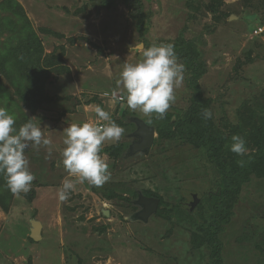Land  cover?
I'll return each instance as SVG.
<instances>
[{"label":"rangeland","instance_id":"rangeland-1","mask_svg":"<svg viewBox=\"0 0 264 264\" xmlns=\"http://www.w3.org/2000/svg\"><path fill=\"white\" fill-rule=\"evenodd\" d=\"M15 1L12 7L0 0V46L21 51L34 34L41 51L36 59L49 74L45 101L32 111L17 95L14 77L0 73L8 95L0 98V107L24 112L52 143L25 150L35 176L32 190L22 199L13 195L6 212L0 207V264H214L205 234L215 216L212 195L220 175L205 148L177 136L160 139L146 155L124 157V152L113 159L105 149L114 143H106L100 154L110 180L102 187L78 184L60 202L56 190L68 176L60 164L62 130L95 122L96 105L114 122L136 116L160 124L155 114L149 118L128 109L116 80L125 63L140 58L129 51L133 44L180 40L190 54L178 57L183 80L165 116L171 123L185 118L192 95L188 81L199 76L195 81L209 102L212 127L227 144L240 135L248 153L254 151L264 138V0H133L129 5L112 0L109 8L102 0ZM258 27L263 32L254 34ZM122 128L119 142L128 145L135 127ZM144 190L156 192L163 205L147 222L131 220L139 210L132 203L134 192ZM193 195L198 201L191 210ZM33 221L42 225L36 242L29 240ZM218 238L223 264H264V176H252L242 186Z\"/></svg>","mask_w":264,"mask_h":264},{"label":"clouds","instance_id":"clouds-1","mask_svg":"<svg viewBox=\"0 0 264 264\" xmlns=\"http://www.w3.org/2000/svg\"><path fill=\"white\" fill-rule=\"evenodd\" d=\"M129 51L139 54L135 63H125L116 80L126 107L139 111L151 118L163 119L175 100V88L183 80L184 65L179 62L174 45L142 43L133 44ZM114 99H116L114 97ZM96 121L71 123L63 128V145L60 164L68 176L56 190L60 202L69 199L78 184L87 182L102 187L111 178L107 160L100 154L106 143H118L125 129L117 125L110 112L99 105L94 106ZM205 120L212 118L210 109L202 112ZM151 123V119H149ZM16 119L6 108L0 107V175L4 186L17 199L30 192L34 174L29 170L25 150L33 147L50 146L52 141L44 135L40 125L31 120L15 127ZM238 156L248 155L246 141L240 135H232L228 145ZM50 154V153H49ZM243 166V161H239Z\"/></svg>","mask_w":264,"mask_h":264},{"label":"trees","instance_id":"trees-1","mask_svg":"<svg viewBox=\"0 0 264 264\" xmlns=\"http://www.w3.org/2000/svg\"><path fill=\"white\" fill-rule=\"evenodd\" d=\"M102 1L104 6L111 7L110 3L112 0ZM130 1L133 0H123L124 4L128 5ZM3 2L12 7L18 5L14 0H3ZM35 38L36 36L32 34L30 39L28 38L22 44V50L15 49L14 53L11 51L7 52L5 48L0 46V73L4 71L7 77H14L13 79L17 81L14 83L17 95L22 103L32 111L37 110L45 101L44 84L49 74L48 69L42 68L36 59V56L41 51L38 48L39 42ZM189 50L190 47L188 45L185 46L180 40L174 43V51L179 58H188L190 54ZM21 53L24 54L23 56L20 55L19 58V54ZM14 56H17V59L12 58ZM19 71L21 73L18 75ZM198 77L192 75L188 81L192 95L185 118L178 120L176 123H171L169 117L165 116L158 125L149 121H146V123L152 125L157 132V138H154L153 145L157 141H160V139L182 137L184 141L194 147L205 148L208 160L216 165L220 175V182L217 186L218 192L212 195L215 216L213 217V221L207 226L208 232L205 234V240L211 246V258H213L214 264H223L220 257L222 245L218 234L223 225L229 222L232 205L242 186L250 181L252 176H264V138L256 141L255 150L249 152L248 155L238 156L231 152L228 148L229 144H227L225 135L212 127L210 119L205 120L203 118L202 112L204 109H208L209 102L201 95L198 83L195 81ZM7 97V91H4V88L0 85V98L7 99ZM11 114L16 119L15 127L17 129L25 122L31 120L22 111L19 113L11 112ZM115 123L120 127L127 124L135 127L133 123H129L127 117H124L123 121H116ZM128 146L129 144L126 145L118 142L109 145L105 150H107L110 157L117 159L123 155ZM239 161L244 162L243 166L238 163ZM142 193L145 196H153L159 199L156 213L159 212L161 205H163L161 197L156 192L150 190H144ZM137 195V192H134V196L137 197ZM12 196L13 194L4 186L3 176L0 175V207L3 211L6 212L8 210ZM171 208H174V206H171ZM29 240L33 241L31 238Z\"/></svg>","mask_w":264,"mask_h":264},{"label":"water","instance_id":"water-1","mask_svg":"<svg viewBox=\"0 0 264 264\" xmlns=\"http://www.w3.org/2000/svg\"><path fill=\"white\" fill-rule=\"evenodd\" d=\"M128 121H131L135 125V129L129 134V137L133 140L125 150L124 157L133 156L138 153L145 155L148 154L155 138V128L152 125H148L143 119L136 116L128 118ZM197 201V198L195 195H193V201L190 204L191 210ZM132 203L139 207V210L131 215L130 219L147 222L149 217L156 213L159 205V199L153 196H145L139 191L137 198ZM103 214L108 215V213L105 212H103ZM40 231V222L33 221L30 237L35 241L40 240Z\"/></svg>","mask_w":264,"mask_h":264},{"label":"built area","instance_id":"built-area-1","mask_svg":"<svg viewBox=\"0 0 264 264\" xmlns=\"http://www.w3.org/2000/svg\"><path fill=\"white\" fill-rule=\"evenodd\" d=\"M263 32V28H261V27H258V28H256V29H254V34H260V33H262ZM120 99V98H119Z\"/></svg>","mask_w":264,"mask_h":264},{"label":"crops","instance_id":"crops-1","mask_svg":"<svg viewBox=\"0 0 264 264\" xmlns=\"http://www.w3.org/2000/svg\"><path fill=\"white\" fill-rule=\"evenodd\" d=\"M41 224V223H40ZM31 231H32V228H31V230H30V234H29V237H30V235H31ZM40 234H41V238H42V225H41V231H40ZM31 238V237H30ZM32 239V238H31ZM33 240V239H32ZM33 241H35V240H33ZM37 241H39V240H37ZM36 242V241H35Z\"/></svg>","mask_w":264,"mask_h":264},{"label":"flooded vegetation","instance_id":"flooded-vegetation-1","mask_svg":"<svg viewBox=\"0 0 264 264\" xmlns=\"http://www.w3.org/2000/svg\"><path fill=\"white\" fill-rule=\"evenodd\" d=\"M132 140H133V139L131 138V142H132ZM131 142H130V143H131ZM130 143H129V144H130Z\"/></svg>","mask_w":264,"mask_h":264}]
</instances>
